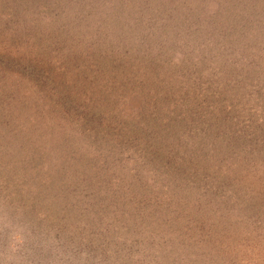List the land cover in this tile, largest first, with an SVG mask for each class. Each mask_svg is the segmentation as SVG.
Masks as SVG:
<instances>
[{"label": "rangeland", "instance_id": "obj_1", "mask_svg": "<svg viewBox=\"0 0 264 264\" xmlns=\"http://www.w3.org/2000/svg\"><path fill=\"white\" fill-rule=\"evenodd\" d=\"M0 264H264V0H0Z\"/></svg>", "mask_w": 264, "mask_h": 264}]
</instances>
